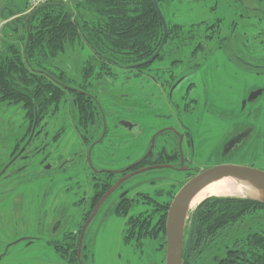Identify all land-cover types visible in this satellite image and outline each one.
Listing matches in <instances>:
<instances>
[{"label":"trees","instance_id":"1","mask_svg":"<svg viewBox=\"0 0 264 264\" xmlns=\"http://www.w3.org/2000/svg\"><path fill=\"white\" fill-rule=\"evenodd\" d=\"M4 1L0 13V106L21 104L24 126L29 130L35 118L40 123L54 117L63 104L72 101L83 143H105L112 127L101 97L106 81L118 78L119 68L153 80L168 97L174 95L178 81H190L183 97L187 111L197 101L187 98L196 86L190 77L199 73L216 52H223L231 63L250 73L264 74V0H257V16L239 15L249 22L247 32H237V20L227 32L221 18L189 25L177 22L184 0H46L33 9L31 0ZM156 2L167 24L165 42ZM88 49L91 52L82 60ZM16 139L17 146L23 144L21 137ZM0 155H7L4 160L0 157L1 174L10 154ZM167 162L163 152L141 166ZM111 176L97 179L100 194L87 206L79 230L70 233L72 237L65 235L69 244L50 242L71 264H79L75 240H79L80 229L99 197L116 180ZM178 190L157 192L156 196L165 194L167 199L144 192L120 199L114 213L122 217H127L134 206H145L128 216L126 244L152 238L165 251L167 214ZM84 248L86 262L93 260L90 246L84 244ZM183 264H264V203L239 196L204 199L187 221Z\"/></svg>","mask_w":264,"mask_h":264},{"label":"rangeland","instance_id":"2","mask_svg":"<svg viewBox=\"0 0 264 264\" xmlns=\"http://www.w3.org/2000/svg\"><path fill=\"white\" fill-rule=\"evenodd\" d=\"M68 1L73 3L74 0ZM4 4L5 1L0 0V13ZM257 5L259 6L257 0H184L179 6L176 20L189 25L198 22L211 23L221 18L224 32L228 31L233 20H237V32H247L250 29L249 22L239 15L257 16L260 12H254ZM1 18L0 14V20ZM90 52V49L84 51L82 60ZM118 73L115 81H106L107 88L101 97L106 103L105 113L112 127L104 143L109 152L102 153L103 150L99 147L96 150L101 154L94 159L95 164L99 163V158L100 164L110 168L125 167L136 158L142 157L157 129L182 124L170 110L172 106L166 100V95L161 93V89L153 80L135 76L124 68H119ZM193 80L196 86L190 90L187 98L197 101L190 105L188 111L183 107L184 102H180L183 110L182 120L190 128L194 139L193 165L204 169L217 163L229 162L263 170L264 93L255 102H248L245 107L243 101L253 89H264V74L241 71L219 51L211 57L202 71L194 75ZM188 82L185 80L180 84L174 92V97L179 98L186 94ZM97 84L100 83L96 82ZM173 112L175 113L174 108ZM75 113L73 102L68 101L54 117H49L46 121V129L50 134L64 128L61 134L63 137L56 149L63 155L85 151L74 126ZM24 116L25 111L21 104L3 103L0 106V153L10 154L15 137L23 132L25 127ZM119 119L121 120L117 124ZM125 119L139 125L140 132L137 137L121 127L120 124ZM247 125L254 126L251 136L239 149L223 158L224 141ZM6 156L0 155L3 160ZM183 178V173L176 169L151 168L133 175L122 187L112 192L101 204L85 231L83 242L90 246L93 254V260L87 262L165 264L166 248L165 251L160 249L158 240L146 238L140 242L141 245L135 240L128 245L124 240L128 216L138 214L145 206H134L127 217L115 214L114 209L125 193L135 197L139 192H145L157 199H167L165 194L156 196L157 192L161 190L165 193L172 188H180L182 182L186 181ZM75 181L54 179L50 183L45 179L30 183L19 180L0 182V264H66L54 249L48 247L46 240L51 235L53 224L61 215L66 214L68 217L81 212L79 205L73 206L72 209L70 207L85 195L83 190L87 185H84L82 180L83 186L79 188ZM7 187H10L11 191L5 190ZM60 229L61 227L55 235L57 238L66 233L60 232ZM29 237H41V240L30 243L25 240Z\"/></svg>","mask_w":264,"mask_h":264},{"label":"flooded vegetation","instance_id":"3","mask_svg":"<svg viewBox=\"0 0 264 264\" xmlns=\"http://www.w3.org/2000/svg\"><path fill=\"white\" fill-rule=\"evenodd\" d=\"M235 66H237L241 71L245 73H250L239 65H235ZM253 73L254 72H252V74ZM193 77L194 76L190 77L192 81H194ZM181 83L183 84L184 81L183 80L178 81L175 87H173L174 91L176 90L177 86H180ZM189 83L190 81L188 82V84ZM255 89L257 90L258 87ZM255 89H253L252 91H254ZM263 93H264V89H263ZM184 95L179 97L180 100L179 98L174 97V95L172 94L169 97L166 96L167 97L166 100H168V102L174 108L175 113L173 112L172 107H170L171 108L170 110H172V113L175 115L176 119L180 123H182L181 126L171 125V126H167L166 128L157 129L152 134V140H151V143L149 145L147 152L142 157L136 158L137 160L136 159L133 160L132 163H130V165H127L125 167L110 168L106 165L100 164L101 161L99 158H98L99 163L95 164L94 159L96 157H99V154H101L96 149L101 147V149L103 150L102 153L104 152L107 153L109 152L108 146L104 145V143L98 144L97 142L89 143V144L83 143L81 135L78 132V128H77L78 122L76 118H75L74 126L85 147L84 153L83 152H73L69 155H63L62 153H58L56 149H58L59 141L63 137L61 134L64 128L63 127L59 128L55 130L52 134H50V131L46 129L47 119L46 120L44 119L40 121L39 123L38 122L39 118L37 117L34 120L31 130H29V128L27 127L23 128V132L18 134V136L22 138L23 144L20 146H17L15 141L17 140L16 138L18 136L15 137L14 144L10 151L9 162L5 165V167L1 171L0 182L6 181L7 183H10L13 180H19L20 182L30 183L33 181H43L45 179H48V181L51 183L54 181V179H65V181H68V182H73L75 181L74 179H82L84 181V185H87V188L83 190V193L85 195H83V197L79 200V202L76 201L70 207V209H72L73 206L79 205V207L81 208V212L77 213L74 216L71 215L68 217H66V214H64V215H61V218L56 220V222L53 224L51 235L46 240L48 247L55 250L54 244H51L50 242H53V243L58 242V244H60L59 246H65L67 243L69 244V241L64 239L65 235L68 234L69 237H72L73 235L72 233H75L79 230V223L82 222V217L85 214L86 210H88L87 206L90 204L93 197L100 194L98 193V190H99L98 187L100 186L99 185L100 183L98 182L97 179H109V174H112L110 179L111 178L116 179L114 183L112 184V186H110L99 197V200L97 201L98 203L100 199L103 197V195L111 187H113L120 179L126 177L127 175H130L128 178H126L127 180L124 181L126 182L129 179H131L133 175L137 174L136 171L142 168H148V167H153V166L154 167L163 166V167H168V168L181 171L184 175L183 179H186V181L182 182V185L180 186V188L186 182H188L191 178H193L194 176L199 174L201 171L208 168L206 167L202 169L198 166L193 165L194 158L192 156L195 154L194 139L190 133V128L182 120L183 110L180 106V102L183 101L185 103V99L183 98ZM256 100L252 102H255ZM248 102L246 103V105H248ZM120 120L121 119L117 121V124H119ZM120 125L121 127H124L125 129H127V131L135 137H137L140 132L139 125L129 119L123 120ZM253 131H254V126L247 125L239 129L236 133L231 134L224 141L225 151L222 157L225 158L226 155H228L230 152L235 151L236 149H239V147L245 141H247V139L251 136ZM156 136H158L157 138L158 143H156ZM156 144H157V147H156ZM163 152H165L166 158L168 159L167 163L147 164L145 166H141V164L144 161H146L148 158H151L153 160L156 157L158 158L162 156ZM135 155H136V152H135ZM218 164H234V163L222 162V163H217L214 165H218ZM214 165H212V167ZM157 168H160V167H157ZM255 168H258V167H255ZM192 172L194 173L192 174ZM82 180L75 181L79 188L83 186L81 183ZM123 183H121L118 188L122 187ZM5 190L11 191L10 187H7ZM3 191L4 189L1 190V192ZM126 195L127 193L123 194L121 198ZM97 203L92 208L89 216L84 221L80 229L81 232H82L85 222L90 217V215L93 213ZM59 213L62 214L61 211H59ZM59 227H61L60 232L65 231L66 233L60 238L59 237L57 238L55 237V235ZM81 232L79 235V240L78 241L75 240L76 247L74 251L78 249L77 256H76L78 259V263L85 264L87 263L86 260L88 259V257H87V251L86 250L84 251L85 248H84L83 240H82L81 248H80ZM70 233L72 235H70ZM83 239H84V236H83ZM25 240L27 242L33 243L36 240H41V237H38V238L29 237V238H26ZM131 243H129L128 245H130ZM139 245H141V243H139ZM61 258L64 261H66V264H71V262L67 260L68 258H64L62 256Z\"/></svg>","mask_w":264,"mask_h":264},{"label":"water","instance_id":"4","mask_svg":"<svg viewBox=\"0 0 264 264\" xmlns=\"http://www.w3.org/2000/svg\"><path fill=\"white\" fill-rule=\"evenodd\" d=\"M158 13L162 19L165 35L164 42L167 38V24L162 15V12L156 2ZM163 42V43H164ZM162 47V46H161ZM157 55V54H156ZM153 59H150L149 62H152ZM263 94V89L254 90L250 93L249 97L243 101V106L245 107L246 103L256 100L259 96ZM227 150V149H226ZM163 166H153L148 168H142L136 173L144 172L147 169L157 168ZM130 175L120 179L113 187H111L97 203L93 213L85 222L81 236H80V248L83 240L85 230L93 217L96 215L101 204L109 197V195L114 192L121 183H123L126 178ZM226 177H237L245 180H249L259 188L264 190V170L244 166L238 164H219L210 168H207L201 171L199 174L191 178L186 182L180 190L174 195V198L171 201L169 206L167 221H166V255H165V264H183V249H184V235L189 219L190 213L196 208L191 207V203L194 197L200 192L203 188L210 185L213 182L222 180ZM210 197V196H209ZM243 197V196H239ZM245 197V196H244ZM208 198V197H207ZM252 198L264 203V199L257 197H247ZM206 199V198H205Z\"/></svg>","mask_w":264,"mask_h":264},{"label":"bare ground","instance_id":"5","mask_svg":"<svg viewBox=\"0 0 264 264\" xmlns=\"http://www.w3.org/2000/svg\"><path fill=\"white\" fill-rule=\"evenodd\" d=\"M209 196H245L264 199V190L249 180L237 177H226L211 183L198 192L191 203V207H197Z\"/></svg>","mask_w":264,"mask_h":264},{"label":"built area","instance_id":"6","mask_svg":"<svg viewBox=\"0 0 264 264\" xmlns=\"http://www.w3.org/2000/svg\"><path fill=\"white\" fill-rule=\"evenodd\" d=\"M45 1L46 0H31L30 9H33L34 7L40 5L41 3H44Z\"/></svg>","mask_w":264,"mask_h":264}]
</instances>
